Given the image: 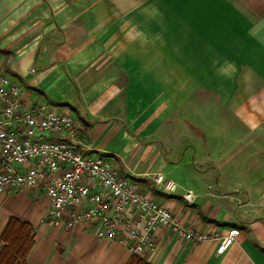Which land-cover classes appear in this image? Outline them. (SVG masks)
I'll return each instance as SVG.
<instances>
[{
  "label": "crops",
  "instance_id": "0c3cea01",
  "mask_svg": "<svg viewBox=\"0 0 264 264\" xmlns=\"http://www.w3.org/2000/svg\"><path fill=\"white\" fill-rule=\"evenodd\" d=\"M2 75L26 106L72 114L83 154L217 236L159 228L149 264H264V0H0ZM49 210L42 189L0 193V236L11 217L33 229L27 264L132 259L92 227L51 226Z\"/></svg>",
  "mask_w": 264,
  "mask_h": 264
},
{
  "label": "built area",
  "instance_id": "2783aa9c",
  "mask_svg": "<svg viewBox=\"0 0 264 264\" xmlns=\"http://www.w3.org/2000/svg\"><path fill=\"white\" fill-rule=\"evenodd\" d=\"M0 101V193L44 190L50 200L51 226L92 227L98 240H117L132 255L155 252L159 228L192 243L217 237L147 196L113 161L83 154L73 140L78 131L72 114L49 103L26 106L21 88L4 75ZM155 181L166 191L177 187L162 174ZM184 197L188 202L193 199L191 192ZM239 233L231 228L220 237L217 254L226 252Z\"/></svg>",
  "mask_w": 264,
  "mask_h": 264
},
{
  "label": "trees",
  "instance_id": "16d2710c",
  "mask_svg": "<svg viewBox=\"0 0 264 264\" xmlns=\"http://www.w3.org/2000/svg\"><path fill=\"white\" fill-rule=\"evenodd\" d=\"M33 229L11 217L0 236V264H27L34 245ZM128 264H149L146 257L133 255Z\"/></svg>",
  "mask_w": 264,
  "mask_h": 264
}]
</instances>
